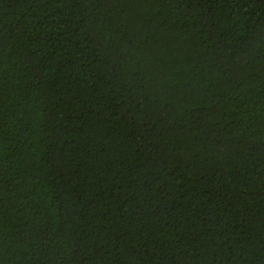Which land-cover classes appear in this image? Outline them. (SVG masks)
<instances>
[{
    "label": "trees",
    "instance_id": "trees-1",
    "mask_svg": "<svg viewBox=\"0 0 264 264\" xmlns=\"http://www.w3.org/2000/svg\"><path fill=\"white\" fill-rule=\"evenodd\" d=\"M0 264H264V0H0Z\"/></svg>",
    "mask_w": 264,
    "mask_h": 264
}]
</instances>
